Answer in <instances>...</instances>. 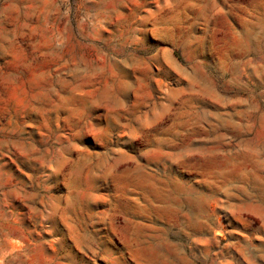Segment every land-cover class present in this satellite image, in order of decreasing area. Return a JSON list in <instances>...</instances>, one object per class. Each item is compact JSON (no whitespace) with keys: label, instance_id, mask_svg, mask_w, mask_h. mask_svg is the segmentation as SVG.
Wrapping results in <instances>:
<instances>
[{"label":"rangeland","instance_id":"rangeland-1","mask_svg":"<svg viewBox=\"0 0 264 264\" xmlns=\"http://www.w3.org/2000/svg\"><path fill=\"white\" fill-rule=\"evenodd\" d=\"M0 264H264V0H0Z\"/></svg>","mask_w":264,"mask_h":264}]
</instances>
